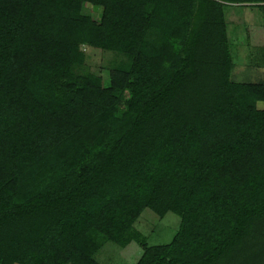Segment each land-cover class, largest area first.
Masks as SVG:
<instances>
[{"label":"trees","instance_id":"1","mask_svg":"<svg viewBox=\"0 0 264 264\" xmlns=\"http://www.w3.org/2000/svg\"><path fill=\"white\" fill-rule=\"evenodd\" d=\"M228 6L264 23V0H0V264H102L108 241L264 264V72L235 75ZM85 45L122 56L108 81ZM146 208L179 216L170 242Z\"/></svg>","mask_w":264,"mask_h":264},{"label":"rangeland","instance_id":"2","mask_svg":"<svg viewBox=\"0 0 264 264\" xmlns=\"http://www.w3.org/2000/svg\"><path fill=\"white\" fill-rule=\"evenodd\" d=\"M87 9L93 15L98 14V11L90 5ZM226 13L229 21V33L234 43V60L238 65L235 75H238L239 80L246 78L260 80L264 70L251 68L249 63L264 54L262 51L264 46L262 11L259 8L228 6ZM83 50L86 53V62L81 71L100 74L105 82L109 80V71L112 65L122 59V56L117 53L87 45L83 46ZM258 105L260 108L264 107L263 102ZM179 223V216L173 212H169L161 218L150 208H146L137 220L135 227L147 237L150 245H157L170 242L178 230ZM142 252L141 245L136 241L126 247L108 241L97 253L96 258L102 264H135Z\"/></svg>","mask_w":264,"mask_h":264}]
</instances>
